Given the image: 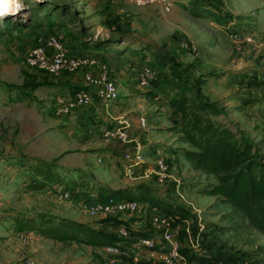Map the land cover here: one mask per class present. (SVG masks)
<instances>
[{"label":"rangeland","instance_id":"obj_1","mask_svg":"<svg viewBox=\"0 0 264 264\" xmlns=\"http://www.w3.org/2000/svg\"><path fill=\"white\" fill-rule=\"evenodd\" d=\"M171 1V10H167L163 1L139 5L136 0H18L23 6L17 11V0H4L9 11L0 17V159L12 158L14 152L20 151L24 154L21 158L25 157L32 162L56 161L66 172L77 171L74 173L75 180L95 182L93 170L98 165L90 153L55 148V131L49 133V126L46 124L48 118L52 119V115L47 118L43 114L48 107V94L43 90L48 89L38 87L37 93H33L27 88L33 85L31 81L38 79V75L31 74L32 69L26 64L24 51L28 50L30 44L35 43L38 36L54 31L46 25V14L55 16L61 34L65 38L72 36L76 45L82 43L88 48L100 49L107 54H116V49L132 46L148 48L145 57L140 56L141 52L136 56L132 51L129 56L136 60L147 58L146 62L151 64L155 52L168 49L180 62L196 64L192 74L196 77L203 76L204 80H209L211 76V80L220 79L215 83L223 84L224 77L230 71L238 72L234 74L237 78L243 76L242 71L245 69L236 68L251 66L259 41H264V0H198L206 7L204 10L208 14L203 18L194 17L184 7H193V0ZM7 19L12 22H27L28 28L22 32L8 33L5 31ZM40 21L44 22L42 26L38 23ZM233 31L243 36L251 35L253 39L237 42L232 35ZM173 34L176 36L173 37ZM98 45L103 48H98ZM119 61L122 68L127 66L126 56ZM42 77L40 75V80ZM206 84L207 82L204 85ZM32 111L36 113L34 117ZM52 113L55 115L56 110ZM223 119L229 121L228 118ZM73 129L76 130L77 137L69 135L68 138L76 143L82 134L77 126ZM47 135L50 136L49 139L46 138ZM11 171L6 170L5 162L0 163V186L11 181L12 177L9 176L12 173H8ZM18 172L19 170L14 173L16 177L19 178L20 175L24 179L25 176ZM179 172L176 174L184 183V201L176 200L175 197L167 200L184 206L191 214L185 221L176 223L184 249L187 248L186 242H189L191 236L199 241L204 250L213 244L214 250L222 245V249L228 254H252L256 250L264 253V234L254 229L242 212L224 202L221 197L207 193V189L214 182L212 177L195 173L191 168L187 176ZM21 183L25 189L23 191L11 192L13 185L7 189L0 187V264H24L26 257H32L35 264H108L100 260V253L90 249H77L70 243L49 244L46 239L38 236L29 243L27 240L17 242V236L12 231L15 229V214L38 216L41 211L64 214L70 207V201L74 199L59 200V189L51 187L49 195L56 199L49 198L46 192L34 194L26 190V181L22 180ZM145 183L150 184L149 181ZM167 183L163 184V188H152L157 195L163 196ZM66 185L73 191L78 190L70 181H66ZM86 187L90 191L93 189L91 185ZM78 192L79 190L75 191V194ZM81 192L85 199L89 196L85 190ZM106 192L105 188L104 193ZM154 209L165 214L158 207ZM59 213L54 215L62 218ZM136 215L130 218L131 222L145 220L146 224L136 226L133 231L141 233L149 229L150 219ZM72 217L70 219L76 220ZM175 221V218L172 219L171 225ZM93 222L103 228L101 221ZM104 228H109L104 229L109 231L117 230L105 225Z\"/></svg>","mask_w":264,"mask_h":264},{"label":"crops","instance_id":"obj_2","mask_svg":"<svg viewBox=\"0 0 264 264\" xmlns=\"http://www.w3.org/2000/svg\"><path fill=\"white\" fill-rule=\"evenodd\" d=\"M54 31L63 36L58 27L54 28ZM46 33L47 32H45V34ZM64 39L68 48L70 49L71 55L94 56L97 57L101 63L107 64L109 66L111 73L118 81L120 98L113 102L95 100V102H93L90 106L78 107L69 114H63L62 116L56 114L54 115L52 112L58 108V105L61 103V101H68L72 97L75 90L85 85L84 72L87 70V68L81 67L79 70L74 72L61 70L55 74L31 68V74L33 76L38 75V79L31 81V84H41L36 87H32L33 85L31 87L27 86V88H29V90H31L33 93H37L38 87L43 86L48 89V91L43 90L45 94H48V101L46 102L48 107L45 109V113L43 114L46 115L47 118L49 115H52V119L48 118L49 121L46 124L49 126V128H47L49 133H51V131H55L54 133L57 140L55 148L57 150L63 151L74 149L80 153H90L93 161H95V164L98 165L97 168L93 170L95 175V182L91 183L93 189L90 191L87 190V187L85 188V186H79V188L76 187L79 192L78 194H74L72 197L74 199H68L72 200L69 204L70 207L66 210L67 213L62 214L53 211H41L40 213H59L61 216L68 218L74 216L72 217L73 219L75 218L77 221L88 223L95 228H99V224L93 221L98 220L101 221L100 224L104 228L105 223L109 224V222H104V220L109 219V217H107L104 213H100L95 217L89 216V214L82 207L81 202L85 200L88 204H91L105 198L100 194L99 188L96 187L95 183L105 185L108 187V189H123L135 187L149 181V186L151 188H163V184L157 181L154 176V172L151 169L154 163L156 149H160L167 156L170 162V180L168 181L167 187H165V191L161 197L169 200L170 198L174 197L176 200H183V192L185 190L183 187L184 183L183 180H181L182 178L178 177L176 173L182 171L179 173H183L187 176L191 168L195 173L199 172L204 175L207 174L201 170L195 169L192 163L180 151L182 148H189L190 146L181 138L182 134L180 130L183 125V121L180 115L174 114V108L169 102L170 95L160 87L155 86L153 83L148 88L140 84V69L143 66L151 65V63L146 62L147 58L142 59L141 57L142 60H136L135 58H130L129 55L132 51L136 53L134 54L136 56H138V52H141L142 55L140 56H144L147 50L142 52L139 47L136 48L132 46L127 47V50H125L123 53L114 54L113 52H110V54H107L100 49L88 48L82 43L78 45L74 44L72 41V36H68L66 38L64 37ZM259 43L260 44L258 45L256 54H253L252 56L251 66H246V68H236L238 70L245 69L242 71L243 76L238 78L236 77V79H234V74H237L238 72L230 71L224 77V82L221 80L223 84L215 83V81L218 82L220 79L217 78V80H211V76H209L210 79L207 80V84L203 86V92L205 88L206 95L209 96L213 102H216L222 109L223 114L217 116L218 119L223 120V118H229L230 120L234 121L236 125L240 127V129L250 134V136L259 144L261 150L263 151L264 41H259ZM32 45L33 44H30V47ZM30 47H28V50ZM28 50L24 51L25 56ZM125 56L127 57V66L122 68L119 59H122ZM40 75L43 76L41 80L39 78ZM250 78H257L261 84L249 86L247 80ZM157 94L161 96L160 99H157ZM29 102L34 104L31 100ZM228 107L232 108V110H230ZM39 109L41 108L39 107ZM35 114L36 113L34 111L32 117H34ZM142 118L147 119L146 126L141 124ZM76 126L80 130L81 134L84 135V137L81 135V137L78 138L79 142L77 141L75 143L68 137L69 135H75V137H77L76 130L73 129ZM117 128H123L127 133L128 139L126 141L105 136V130ZM46 138L49 139L50 136L47 135ZM139 149L142 150L145 156V162L139 166H134L132 165V162L126 157V155L128 153H134ZM14 153V156H12L13 159L11 157L9 159H0V163H6L7 171L14 169L15 171L19 170L18 173L25 177L22 179V177L19 175V178H17L14 174L15 171L8 172L9 174L12 173L11 176H9L12 177V179L11 181H8L9 183L7 185L0 186L2 189H7L8 186L13 185L12 189H10L11 192L23 191L25 189L23 188L21 182L24 180V182L26 181L25 184L27 185V191H30L34 194H37V192H46L49 198H53L49 195L51 192L49 187L54 188L55 190L59 189V191L67 187V180L60 183L51 181L45 186L29 185L31 180L32 182H35V180L33 181L31 176L28 177V174L30 175L31 173L29 168L23 166L20 163L21 155L24 154H22L20 151ZM179 167L181 169H179ZM185 169L188 170L185 171ZM75 172L77 171H74V173ZM208 176L214 179L212 175ZM5 178H8V176ZM5 183H7V181H5ZM63 183L65 185L61 186ZM82 190H85V192L89 194L86 199L84 198L85 195L81 192ZM170 195H172V197ZM53 199H56V197ZM92 199L96 201H93ZM147 205V213H136L137 215L121 214L116 218L122 221L120 226L124 225L132 229H136V226L146 224L145 220L141 222H131L130 218L133 216L136 215L150 219L149 229L143 231L148 232V236L156 237L159 241H161L163 230L153 224L151 216L153 213H157L162 216H166L168 214H163L160 213V211L155 210L154 207L156 206H152L148 203ZM28 207H31V204H28ZM14 226L15 229H12V231L13 234H16L17 236V242L21 241L19 237L20 233L29 231L34 237V240L37 238L36 236H38L46 239L49 244L53 242L58 244L70 243L72 247H76L77 249L93 250L98 254L100 253V260L103 263L110 264L111 254L107 250V247H93L78 242H62L50 239L40 234L36 229H31L29 227L18 229L15 220ZM108 227H110V229L116 228V226L113 225ZM118 229L119 228H117L116 231H118ZM138 237L139 236L133 238L130 244L134 243ZM186 243L189 244L188 241ZM129 245L125 247L124 250H127ZM189 248L191 249V253H196L199 255L207 254L205 251H201V249L191 247ZM133 251L131 252L132 254ZM236 255L241 256V259H239L241 264L264 263V253L260 252L259 250H256L252 254L238 253ZM193 260L194 259H190V256L186 254L185 259L178 264H193ZM141 264L164 263L143 260L141 261Z\"/></svg>","mask_w":264,"mask_h":264},{"label":"trees","instance_id":"obj_3","mask_svg":"<svg viewBox=\"0 0 264 264\" xmlns=\"http://www.w3.org/2000/svg\"><path fill=\"white\" fill-rule=\"evenodd\" d=\"M175 2V1H174ZM192 6H184L194 17L203 18L208 14L198 0H193ZM46 25L53 31L59 26L53 14L45 15ZM41 26L43 21L38 22ZM5 31L13 34L14 31L22 32L28 28L27 22L5 21ZM55 32V31H53ZM176 34H173L175 37ZM98 48H103L99 47ZM151 48V46H150ZM112 49V48H110ZM113 50V49H112ZM117 50V51H116ZM117 53H123L125 49H116ZM142 52L148 48L140 49ZM152 67L157 71V76L151 81L170 95V105L174 108V114L180 115L183 121L181 138L189 144V148H182V154L192 163L195 169L201 170L207 175H212L215 182L207 189V193L219 196L232 207L242 212L248 223L258 232L264 234V152L259 144L249 133L240 129L238 125L228 118L218 119L223 114L222 109L209 96L204 94L203 85L207 82L203 76L196 77L192 74L196 64L180 62L176 56L166 51L155 52ZM234 79L236 76L234 75ZM249 86L261 84L257 78L247 80ZM41 83L33 84L34 87ZM10 85V84H9ZM20 163L30 170V176L35 182L29 185L45 186L48 182L70 181L74 187L89 186L90 181H77L74 172H66L55 161L20 158ZM100 194L107 197H116L127 200H142L152 206L162 209L172 219V227L176 223L188 219L191 214L182 205L168 201L157 195L154 190L145 183L135 187L123 189H108V187L96 184ZM105 188L107 192L104 193ZM18 229L29 227L36 229L43 236L62 242H78L93 247H119L124 250L131 240L137 236H148V232H135L130 229L131 238L125 239L118 231L104 230L108 228H95L90 224L72 220L49 213H40L31 216L26 213L13 216ZM105 226L120 227L121 220L109 218L104 220ZM213 244L205 250L207 254L191 253L187 246L182 252L190 256V259H199L209 264H241V256L228 254L222 249V245L216 250Z\"/></svg>","mask_w":264,"mask_h":264},{"label":"built area","instance_id":"obj_4","mask_svg":"<svg viewBox=\"0 0 264 264\" xmlns=\"http://www.w3.org/2000/svg\"><path fill=\"white\" fill-rule=\"evenodd\" d=\"M139 5H146L155 1H163L167 10H171L173 5L171 0H136ZM232 35L237 42L252 41L251 35H244L233 31ZM25 61L28 67L41 70L47 73H58L61 70L74 72L81 67L87 68L84 72L85 85L74 91L68 101H61L56 114H69L74 109L81 106H90L95 100L113 102L120 98V90L116 77L111 73L107 64L101 63L94 56H76L70 54L66 41L63 36L56 32L44 33L35 39V43L28 50ZM97 68V69H95ZM157 76V71L151 65L143 66L139 72L140 84L144 87H150L151 81ZM157 99L161 96L157 94ZM141 124L147 125V119L142 118ZM105 136L118 138L123 141L128 139L127 133L123 128L107 129L104 131ZM126 157L132 162V165L139 166L145 162V156L141 149L134 153H128ZM151 169L158 182L164 184L170 180V162L167 156L160 150L156 149L155 159ZM77 191V190H75ZM75 191L68 187L58 191L59 200H68L72 198ZM93 200V199H92ZM96 201V200H93ZM84 210L92 217L98 214H106L107 217H118L121 214L147 213L148 205L138 200L119 199L116 197H107L88 204L85 200L81 202ZM153 224L163 230L162 240L156 237L139 236L137 240L130 244L127 250H121L119 247H107L110 252V264H138L143 260L162 262L164 264L181 263L186 254L182 252L183 245L179 238V228L171 225L169 215L162 216L153 213L151 216ZM118 232L125 239L131 238L130 229L127 226H120ZM22 241L34 240L29 233H20ZM189 236L188 247L201 249L199 241L195 242ZM135 250V251H133ZM203 251V249H201ZM133 251V254L131 253ZM132 254V255H131ZM24 264H35L32 257H26ZM193 264H209L199 259H194ZM264 264V263H260Z\"/></svg>","mask_w":264,"mask_h":264},{"label":"clouds","instance_id":"obj_5","mask_svg":"<svg viewBox=\"0 0 264 264\" xmlns=\"http://www.w3.org/2000/svg\"><path fill=\"white\" fill-rule=\"evenodd\" d=\"M23 5L20 4L17 0L16 10L18 11ZM9 11L7 5L4 3V0H0V17H3Z\"/></svg>","mask_w":264,"mask_h":264}]
</instances>
